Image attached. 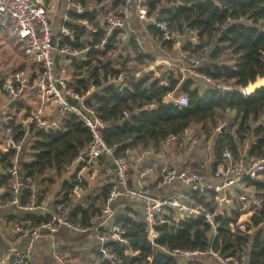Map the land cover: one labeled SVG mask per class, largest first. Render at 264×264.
Returning a JSON list of instances; mask_svg holds the SVG:
<instances>
[{
  "label": "trees",
  "instance_id": "16d2710c",
  "mask_svg": "<svg viewBox=\"0 0 264 264\" xmlns=\"http://www.w3.org/2000/svg\"><path fill=\"white\" fill-rule=\"evenodd\" d=\"M79 1L82 3V9L70 12V21L67 25L75 30L73 45L79 48L89 45L90 48L87 60L80 61L77 58L73 60L77 76L83 75L76 78L75 87L80 95L84 96V105L95 108L107 123L103 137L114 147L117 155H128L130 151L139 148L147 149L150 143L157 147L170 138L183 150L189 142L185 132L190 125L203 126L202 136L205 138L202 139L198 131L195 135H198L205 147L208 138L213 135L212 129L217 127L218 120L223 118L228 110L236 112V117L229 119V129L211 138L212 151L217 159H220V153L225 146H232L236 150V143L243 142V132L246 130L251 132L250 156L262 155L264 124L255 123L264 112V86L257 89L254 94L244 96L237 90L202 88L193 78H183L180 72L175 74L174 71H169L170 84L166 85L164 80L167 71L164 69L159 75H154L152 69H147L138 77L131 71L122 82L104 84L109 74H119L113 67L115 58L104 57L121 32H115L111 44L100 45L102 37L100 26L102 20L116 9L121 0H112L111 3L108 0ZM128 5L132 11L133 22L135 5ZM148 8L150 15L158 21H167L181 35L189 31L197 32L200 44L193 45V41L187 40L184 42L185 51L205 52L204 46L212 48L209 55L207 54L209 50L207 51L204 62L195 68L197 73L219 82L232 83L236 88L246 87L249 83L264 77V0H148ZM79 19H88L100 30L96 33L90 32L86 26L78 23ZM183 23L186 24L185 27ZM148 30L152 35L158 34L155 25H150ZM83 37L91 38V41L81 40ZM56 40L57 37L54 36V41ZM63 41L69 39L63 38ZM136 42V36H133L131 40L133 53L136 62L143 66L146 60L152 57L138 53ZM16 49L23 52V45L17 40ZM93 86L94 89L91 90ZM175 89L188 97L187 105L181 106L165 101L168 93ZM72 102L80 106L79 100ZM8 126L16 131L17 139L25 136L27 130L25 125L10 121ZM29 139H34V143L27 155H20L21 152L16 148L0 150V165L4 169L10 168L17 157L23 189L22 203H29L31 196L35 194L37 206H43L47 193L64 177L60 192L56 199L50 202L51 208L60 204L69 205L71 220L90 225L91 216L100 215L102 211L110 183L100 186L94 193V189L88 193L89 184L85 179L80 182L77 175L81 167L73 169L75 161L79 160L91 140L88 127L77 115L66 113L60 121L59 128L45 131L34 130L32 127L27 141ZM102 157L107 166H110L112 163L110 157ZM8 179L7 175L1 174L0 187L8 188ZM245 183L260 191L261 196L264 195V173L256 180L245 179ZM77 185L80 192L84 191L83 201L78 196L75 197L79 192L75 191ZM7 195L8 192L2 197ZM83 202H86L85 206ZM125 202L128 207L122 209L117 219L124 226L129 243H114L120 263L106 260L102 264H181V255L165 253L164 249L198 252L212 249L219 251L226 258L239 261L241 252L247 247L243 264H264V207L259 209L260 215L252 214L249 217L244 228L231 225V222L238 219L240 211H234L230 216L219 215L218 234L212 243L209 240L210 226L202 217L160 223L156 227L159 237L153 246L147 238L149 226L144 219L143 211L132 207L135 202L129 200ZM209 207L214 210L213 204H209ZM13 210L17 211V215H10L7 218V230L16 237L20 235L15 234L13 229L19 219L28 221L31 226L45 223L52 217V213L41 214L39 209ZM252 228L253 232L250 233ZM28 240L25 237L26 243ZM63 249L66 251L67 248L64 246ZM210 256L192 255L186 264H205L204 261ZM75 257L77 258H71H79Z\"/></svg>",
  "mask_w": 264,
  "mask_h": 264
},
{
  "label": "built area",
  "instance_id": "2783aa9c",
  "mask_svg": "<svg viewBox=\"0 0 264 264\" xmlns=\"http://www.w3.org/2000/svg\"><path fill=\"white\" fill-rule=\"evenodd\" d=\"M128 4L135 5L134 14H136L137 23L131 21L132 11ZM82 9V3L79 0H63L61 13L54 16L59 21L60 31L56 32L53 28L52 10L39 0H0V27H7L10 35L22 43L25 59L34 63L38 69L33 85L37 89V97L34 99L33 109L30 110L24 118L23 125L27 130L22 139H17L16 131L13 127L6 124L5 135L2 138V145L6 151L16 148L20 152L28 139L31 128L34 130L44 129L49 131L57 129L60 121L66 113L77 115L91 132V140L83 153L86 157H80V170L77 175L80 182L84 181L85 174L93 166L94 162L102 156L110 157L115 164L114 174L110 181V189L106 196L105 204L96 221L90 225H83L80 221L70 219L71 207L58 205L47 211L45 203L43 206H37L35 194L30 198L27 204L22 203L23 189L20 177V165L17 157L13 160L10 168L4 169L0 165V175L8 176V188H4L6 197H0V205L8 209L32 210L40 209L43 214L52 213L49 221L40 225H29L28 221L19 219L14 224L13 232L22 237H27L28 243L20 248L12 245L9 248V255L2 260L0 264H40L35 258V243L44 236H51L53 239L52 254L58 264H86L81 259H72L71 256L59 245L57 234L61 227H68L76 233L94 232L95 249L97 251V260L104 262L106 260L120 263L119 255L115 252L114 243L119 242L128 244L129 239L125 236L126 230L121 222L118 221L114 201L118 199H127L139 204L143 208L144 219L149 226L147 238L155 246L159 237L156 229L157 225L171 220L204 218L210 226L209 240L212 243L218 234L219 215L225 216L220 210L223 208V200L228 194L240 191L243 195V206L240 208V216L231 225L244 228L252 214L260 215L264 207V195L254 190L252 186L245 183V179H258L264 173V151L262 155L250 156V134L249 130L243 132L244 140L237 142V149L232 146H225L220 159H217L212 151V141L209 138L205 144L206 158L199 159L197 165L188 168L184 166H172L167 160L157 159L146 164L145 175L150 178L151 184L134 182L130 179L133 162L129 155H117L114 147L110 146L103 137V131L107 128V123L101 117V114L92 107L84 105V96L76 90L75 82L79 77L78 72L73 67V60L77 58L80 61L87 60L89 45L79 48L73 45L75 42V30L67 25L70 21V12L72 10ZM78 23L84 25L92 33L101 29L102 37L100 45H108L115 32L119 33L123 40L136 35V41L140 44V36L148 37V27L155 25L158 29L156 39L165 42L181 43V34L174 30L167 21H158L149 14L148 0H121L116 9L109 14L99 27H94L88 19H79ZM185 27L186 24L183 23ZM143 30V33L139 31ZM123 31V32H122ZM60 36L54 41V36ZM68 38L69 41H63ZM81 40L91 41V38L83 37ZM137 43V44H138ZM142 49V48H141ZM210 46H204L205 52L189 53L181 50L178 58L184 63L180 72L185 77L193 78L202 88H216L225 91L237 90L244 96L254 94L246 87H234L232 83L219 82L213 78L199 74L195 68L199 66L201 60L206 57ZM142 50H145V46ZM156 51V50H155ZM143 51L142 54H145ZM158 62H150L143 65V69L134 72L135 76L142 74L144 70L152 69L154 73ZM185 66V67H184ZM129 68L119 75H108V82H122L129 74ZM171 70H167L164 83L169 85L168 77ZM72 77L70 78V76ZM156 75V74H155ZM129 76V75H128ZM127 76V77H128ZM29 75L24 71L14 72L12 75H6L0 79L2 90L8 92L12 98L20 97L28 88ZM94 86L91 87V90ZM177 89L168 93L167 96H173ZM173 101L174 104L185 106L188 104V97L180 93ZM73 100H79L80 106L73 103ZM53 107L57 112V117L53 115L51 119L45 117L47 108ZM231 112L235 116L230 115ZM231 120L236 117V112L228 110L226 112ZM60 120H57V118ZM225 120L229 122V118ZM264 124V116L259 117L257 123ZM254 124V123H253ZM202 125H190L185 132L188 143L193 146L196 143L197 131L203 134ZM220 129V130H219ZM218 131L222 132L223 127L219 126ZM208 152V154H207ZM216 164V165H215ZM82 165V166H81ZM215 167V168H212ZM174 184H182L185 191L179 189L175 193H159L157 187H165ZM157 186V187H155ZM80 190L79 185L75 191ZM155 190L157 192H155ZM73 197V196H72ZM209 204H213L214 210H211ZM228 212V211H227ZM230 216V215H229ZM253 232V228L250 233ZM165 253L181 255V264H186L187 259L192 255L207 254L211 255L221 264H243L246 259L248 247L245 248L239 257V261L232 258H226L219 251L209 249L206 252L191 250H163ZM135 256V255H133Z\"/></svg>",
  "mask_w": 264,
  "mask_h": 264
},
{
  "label": "crops",
  "instance_id": "0c3cea01",
  "mask_svg": "<svg viewBox=\"0 0 264 264\" xmlns=\"http://www.w3.org/2000/svg\"><path fill=\"white\" fill-rule=\"evenodd\" d=\"M43 4L47 5L52 10V15L57 16L61 13L62 3L63 0H39ZM132 5V4H131ZM132 17H134L133 24L136 25L137 19L136 14H134ZM103 21V20H102ZM102 23V22H101ZM152 35V34H151ZM57 39L60 37L58 35H55ZM155 38L156 36L153 35ZM87 39H89L87 37ZM15 52L22 56L24 61H27L25 59V56L23 52H20L16 49V40L10 35L7 27H0V79L5 77L6 75H12L14 72L17 71H24L29 75V82L28 88L21 94L20 97L12 98L11 95L6 92L5 90H1L8 94V97L2 98L0 96V150L6 151L2 145V138L5 135V129L6 124L14 122V124H22L24 121V118L26 117L27 113L32 110L34 99L37 97V89L34 87L33 80L36 77L37 68L34 65V63L29 62V65H31L33 68L30 70L26 69H16L15 66ZM160 64V63H159ZM157 64L156 72L154 75H159L161 73V70L164 69V71L171 70L176 72V64H167V63H161L160 65ZM122 65H115L113 64V67L115 70L119 71V75L123 71ZM132 71H137L143 69V66H138L134 69H131L132 67H128ZM127 70V69H124ZM129 70V72H131ZM102 72V71H101ZM182 74V77L185 78L184 74ZM130 74V73H129ZM127 74V76L129 75ZM134 74V73H133ZM103 75V73H102ZM126 76V78H127ZM140 76V75H139ZM138 77V76H137ZM124 78L123 80H125ZM179 91V90H177ZM181 93V92H180ZM180 93L176 92L173 96H166L165 101L166 102H173L176 95H179ZM28 104V106H26ZM18 109L17 113H14V116L8 114L9 110L12 109ZM55 115L57 117V112L53 107L47 108V111H45V117H48L51 119V117ZM57 120H60L58 117ZM23 125V124H22ZM219 126V125H218ZM219 128V127H218ZM220 130V129H219ZM219 133L220 131L217 130ZM215 131H213V134ZM214 137V136H213ZM209 139V138H208ZM34 143V139H29L26 141L25 146H23L22 150L20 151V155H27L29 154L30 148ZM190 143L187 145V149L184 151L187 153L188 147ZM186 147V146H185ZM182 147L177 146L175 144V141L170 138L166 141H163L159 144V146L155 147L150 143L149 148L147 149H135L129 152V157L131 158L133 162V169L131 173L130 179L134 182L144 183L151 181L149 177L145 175V169L146 164L148 162L161 159V160H167L170 164H176L178 166H181L179 161L181 162H190V154H187L186 156L178 154L176 151L177 149H181ZM168 156L169 158H166ZM80 161H75V164L73 166V169L76 170L78 168V165L80 164ZM115 167L113 166V163L110 164V166H107V163L105 162L104 158L101 157L97 159L93 166L87 171L85 174V180L89 184V187L87 189V192L90 193L91 190L94 189L93 193L100 187L107 183H110L113 174H114ZM68 176V174H67ZM66 178V176H65ZM64 179V177H63ZM63 179H60L55 183L52 187V190L47 193L46 199L44 200L46 208L44 210H48L51 208L50 202L54 201L57 196V194L61 190V184ZM159 190H161V193H172L177 191L178 189L180 191H185V187L182 184H174L169 185L165 187H157ZM5 192L4 188H0V197L3 196V193ZM76 193V192H75ZM84 191H79L76 196L81 199V201L84 200ZM125 200L127 199H118L114 201L113 207L116 212V216L122 212V209L125 207H128L125 203ZM86 205V202H83V206ZM132 205L133 208L141 209L143 211V208L141 206ZM40 210V209H39ZM41 214H43V211L40 210ZM17 211L13 209H8L0 205V260L5 258L7 254L9 255V248L12 245H16L20 248H23L27 245L25 241V237L19 236H13L11 235L7 230V218L10 215H17ZM144 213V212H143ZM98 215L91 216L90 223L96 221ZM59 245L66 249V252L71 257L77 258L75 256H79L83 258L86 262V264H101L100 260H97V251L95 249V235L94 232H88V233H76L71 231L68 227H61L59 233L57 234ZM53 250V239L51 236H44L41 239H39L35 243V249H34V255L35 258L38 260L40 264H58L52 254ZM81 255H85V257H82ZM77 260V259H76Z\"/></svg>",
  "mask_w": 264,
  "mask_h": 264
},
{
  "label": "rangeland",
  "instance_id": "374dc122",
  "mask_svg": "<svg viewBox=\"0 0 264 264\" xmlns=\"http://www.w3.org/2000/svg\"><path fill=\"white\" fill-rule=\"evenodd\" d=\"M108 1L110 3L112 2V0H108ZM113 11H114V9L111 11V13ZM111 13H109V14H111ZM52 22H53L54 30L56 32H59L60 31L59 21L54 17V14L52 15ZM139 31L143 33V30L141 28H139ZM88 36L90 37V35H88ZM133 36H136V35L134 34ZM147 36L148 37H143V36L138 37L141 40V48L143 49L145 46V50H142L140 48V44L138 42H136V44L138 43L137 44V50H138L137 52L143 53V51H146L145 55H150L152 57V59L146 60V64H148L150 62L154 63V62H158V61L159 62L162 61L163 63H167V64H174L175 63L176 69H177L175 74H179L180 68H182L183 64H184L178 58L180 51L184 50V42H186L187 40L188 41L191 40V41H193V45L200 44V38H199L196 31H189V32L182 34L181 39H180L181 43H179V44H177L176 41L163 43L159 39L157 40L156 37L154 38L153 35H151L150 33L149 34L147 33ZM131 40H132V38H131ZM211 50H212V48L209 49V52L207 53L208 55H209ZM186 52L190 53V51H186ZM107 57L115 58L113 63L115 65H122L121 67L123 69H128V67H132L131 69H134V68L138 67L137 65H139L136 62V58H135V55L133 53V48L131 46L130 36H128L126 40H123V38L120 36V34H118L116 39H115V42H112L110 49L104 58H107ZM206 58H207V56L203 60H201V62H204V60ZM14 67H16V69H26V70H30L33 68L31 65H29L28 61H24L22 56L17 54L16 52H15V66ZM130 71H132V70H130ZM71 77H72V75L70 76V78ZM177 92L180 93V91H177ZM2 95H3L2 98L9 96L8 94H5L0 88V96H2ZM26 106H28V104ZM17 111H18V109L14 108L12 110H9L8 114L14 116V113H17ZM230 115L235 116V113L231 112ZM230 115L225 113L224 117L220 118L218 120L217 127L212 129L213 131H215V133L210 138H212L214 135H218L217 128L219 126L223 127L222 132L229 129L228 125L230 122H227L225 119ZM260 116L261 117L264 116V112H262L260 114ZM201 138L204 139L205 136L203 135V136H201ZM186 149H187V147H186ZM176 152L178 154H181L184 156H186L187 154H190V162L186 163V162L179 161L181 166L188 167V168L193 167L192 163H194V164L197 163L199 161V159H205L206 158V151H205L204 144L201 143L198 135L196 138V143H194L193 146L189 145L187 153L184 151V149L182 150V148L177 149ZM207 154H208V152H207ZM166 158H169V157L166 156ZM171 165L172 166H178L174 163ZM195 165H197V164H195ZM212 168H215V167H212ZM145 183L151 184L152 182L148 181ZM155 187H157V186H155ZM157 190L159 193H161V190H159L158 188H157ZM155 192H157V191L155 190ZM242 197H243V195L240 191L239 192L235 191V193H233V195L228 194L226 196V199L223 200V208L220 210H222L226 216L232 215V213L234 211H240L241 206H243ZM81 256L85 257V255H81ZM78 259L85 261L81 257H79ZM204 262H205V264H221L219 261L215 260L212 256H210V258L206 259Z\"/></svg>",
  "mask_w": 264,
  "mask_h": 264
},
{
  "label": "water",
  "instance_id": "95a60500",
  "mask_svg": "<svg viewBox=\"0 0 264 264\" xmlns=\"http://www.w3.org/2000/svg\"><path fill=\"white\" fill-rule=\"evenodd\" d=\"M264 86V77L258 78L255 82H251L248 84V88L249 91L255 93L257 91V89H259L260 87ZM82 157H86V154L83 153ZM113 166L115 167V164L113 163ZM73 231V230H71ZM75 232V231H73Z\"/></svg>",
  "mask_w": 264,
  "mask_h": 264
}]
</instances>
